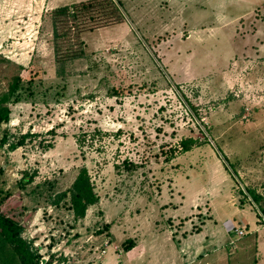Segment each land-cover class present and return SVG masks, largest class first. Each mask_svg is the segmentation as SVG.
Here are the masks:
<instances>
[{
  "label": "rangeland",
  "instance_id": "obj_1",
  "mask_svg": "<svg viewBox=\"0 0 264 264\" xmlns=\"http://www.w3.org/2000/svg\"><path fill=\"white\" fill-rule=\"evenodd\" d=\"M83 1L0 0V215L40 264H264V3L120 0L60 66L50 12Z\"/></svg>",
  "mask_w": 264,
  "mask_h": 264
},
{
  "label": "trees",
  "instance_id": "obj_2",
  "mask_svg": "<svg viewBox=\"0 0 264 264\" xmlns=\"http://www.w3.org/2000/svg\"><path fill=\"white\" fill-rule=\"evenodd\" d=\"M123 5L120 0H87L80 3L63 5L50 12L52 26V43L55 62L62 66L67 62L81 58L84 55L85 44L81 35L99 28L109 27L123 21ZM19 78H16L9 87L7 94L0 97V124L9 121L10 110L5 104L10 95L17 88ZM26 136L21 139L24 140ZM194 141L185 139L181 141L180 151L187 152ZM12 145L11 148H16ZM23 183L29 182L24 178ZM253 201L258 202V197L252 192ZM61 198H68L69 210L74 219H82L86 210L94 205L98 196L94 191V185L86 168H81L75 177L71 187ZM264 214V209H262ZM262 219L263 216L260 215ZM21 227L8 218L0 215V233L18 253L22 264H40L39 257L30 252L29 246L21 238ZM130 246L126 248L129 250Z\"/></svg>",
  "mask_w": 264,
  "mask_h": 264
},
{
  "label": "crops",
  "instance_id": "obj_3",
  "mask_svg": "<svg viewBox=\"0 0 264 264\" xmlns=\"http://www.w3.org/2000/svg\"><path fill=\"white\" fill-rule=\"evenodd\" d=\"M244 1L245 0H222V4H223V6H225L227 8L232 6V5H234L232 7L238 8V7H240L241 3L244 2ZM263 3H264V0H261L258 7H260L261 4H263Z\"/></svg>",
  "mask_w": 264,
  "mask_h": 264
},
{
  "label": "built area",
  "instance_id": "obj_4",
  "mask_svg": "<svg viewBox=\"0 0 264 264\" xmlns=\"http://www.w3.org/2000/svg\"><path fill=\"white\" fill-rule=\"evenodd\" d=\"M237 231H238V230H237ZM238 235H239V236L243 235V231H242V230H239V231H238Z\"/></svg>",
  "mask_w": 264,
  "mask_h": 264
}]
</instances>
